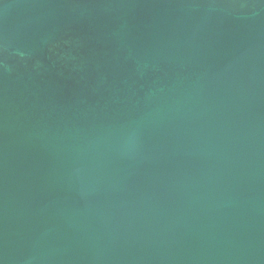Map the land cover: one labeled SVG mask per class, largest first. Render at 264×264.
<instances>
[{
  "label": "water",
  "instance_id": "obj_1",
  "mask_svg": "<svg viewBox=\"0 0 264 264\" xmlns=\"http://www.w3.org/2000/svg\"><path fill=\"white\" fill-rule=\"evenodd\" d=\"M0 264H264V0H0Z\"/></svg>",
  "mask_w": 264,
  "mask_h": 264
}]
</instances>
